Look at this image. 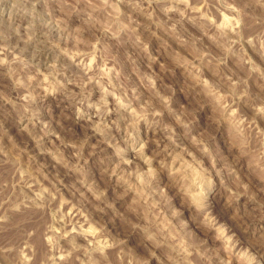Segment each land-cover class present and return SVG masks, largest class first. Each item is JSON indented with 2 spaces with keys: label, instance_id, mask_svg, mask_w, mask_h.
Returning <instances> with one entry per match:
<instances>
[{
  "label": "rangeland",
  "instance_id": "1",
  "mask_svg": "<svg viewBox=\"0 0 264 264\" xmlns=\"http://www.w3.org/2000/svg\"><path fill=\"white\" fill-rule=\"evenodd\" d=\"M0 264H264V0H0Z\"/></svg>",
  "mask_w": 264,
  "mask_h": 264
}]
</instances>
